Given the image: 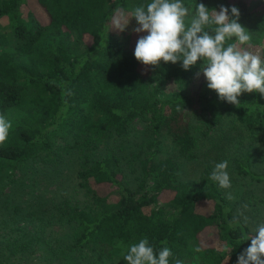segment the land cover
Instances as JSON below:
<instances>
[{"label": "trees", "instance_id": "1", "mask_svg": "<svg viewBox=\"0 0 264 264\" xmlns=\"http://www.w3.org/2000/svg\"><path fill=\"white\" fill-rule=\"evenodd\" d=\"M196 1L209 10L219 11L223 5L229 14L232 7L238 8V22L251 36L250 47H244L264 59V0ZM149 2L0 0V18L10 19L11 37L16 41L11 45L9 37L0 33V115L12 125L0 144V171L41 158L56 162L57 140L73 137L92 148L108 136L126 135L136 121L148 122L157 130L169 129L188 158H196L202 141L210 140L216 157L199 180L180 181L179 168L171 159L147 160L142 166L144 193L140 195L124 182L120 161L113 154L89 157L78 178L92 194L91 206L80 208L64 201L59 214L74 228L70 250L92 252L95 264H114L130 244L145 237L157 252L165 246L171 250L169 264L177 260L181 264L237 262L250 246L247 236L254 229L244 223L225 190L210 179L214 165L229 160L224 137L211 139L219 129L230 126L264 143V97L243 93L238 97L240 107L221 101L209 89L197 103L185 94L159 99L153 86L156 79L184 85L199 72L203 61L185 71L182 62L161 61L160 67L153 68L135 59L137 40L147 33L111 27L123 14ZM73 36L83 51L72 48ZM198 107L209 118L197 127L201 133L194 135L191 122ZM252 157L251 152L242 156L233 163V171L263 182L264 174L252 170ZM150 182L153 193L148 191ZM12 251L16 253L14 246L0 257V264H11ZM54 252L60 256L59 249Z\"/></svg>", "mask_w": 264, "mask_h": 264}, {"label": "rangeland", "instance_id": "2", "mask_svg": "<svg viewBox=\"0 0 264 264\" xmlns=\"http://www.w3.org/2000/svg\"><path fill=\"white\" fill-rule=\"evenodd\" d=\"M198 4L196 0H188L185 6L194 13V5ZM34 9L37 8L34 6ZM124 20L130 21L126 30L135 28L137 22L131 17V12L123 14L119 19L121 23ZM117 21L112 25V30L116 29ZM0 33L9 37L11 45L16 44L11 37L12 24L9 18H0ZM71 46L77 52L85 49L75 36L71 38ZM153 86L158 89V97L163 101L185 94L195 103L208 89L202 73L184 85L176 84L173 79H156ZM208 118V113L198 107L191 122L194 135L201 133L197 127H203L202 122ZM220 137H224L222 145H226L229 157L226 160L229 163L227 170L232 188L227 191L234 197L229 202L239 214L248 218V224L255 229L258 223L264 222V206L261 204L264 181H253L237 174L232 165L251 152L252 170L264 174V143L258 137H251L249 133L241 131L239 127L225 126L211 140ZM202 142L196 152L197 157L188 158L173 141L169 129L157 130L148 122L136 121L126 135L108 136L92 148L77 143L73 137L57 140L56 148L60 154L56 162L41 158L0 171V257H5L9 247L14 246L16 253L12 251L11 264H95L97 257L92 252L70 250L68 246L72 245L74 228L64 222L59 214L60 205L64 201L80 208L91 206L92 194L81 187L78 178L88 158L97 159L106 153L113 154L120 161L124 182L140 195L144 193L141 189L144 180L142 166L147 160L158 163L171 159L179 168L180 181L199 180L205 168L214 163L212 158L216 157L212 142ZM152 190L153 182H150L148 191L153 193ZM55 249L61 251L60 256H55ZM114 264H126L124 255L116 258Z\"/></svg>", "mask_w": 264, "mask_h": 264}, {"label": "clouds", "instance_id": "3", "mask_svg": "<svg viewBox=\"0 0 264 264\" xmlns=\"http://www.w3.org/2000/svg\"><path fill=\"white\" fill-rule=\"evenodd\" d=\"M131 17L138 25L133 32L147 33L140 36L134 50L135 59L144 66L158 68L161 61L172 65L182 62L181 67L188 71L197 61H203L196 75L203 74L208 89L215 91L221 101L240 107L238 97L243 93L256 92L264 97V59L244 47H250L251 36L238 22V8L232 7L229 14L223 5L216 11L200 3L194 5L193 13L183 0H150L136 6ZM129 22L118 20L116 29L123 31ZM11 127V122L0 115V144L6 141ZM228 166L227 160L216 163L210 179L226 190V198L231 201L234 197L227 191L232 188ZM244 223H248L247 217ZM247 240L250 246L238 256L237 264H264V222L255 226ZM171 256L168 247L157 252L145 237L128 246L124 261L169 264Z\"/></svg>", "mask_w": 264, "mask_h": 264}]
</instances>
